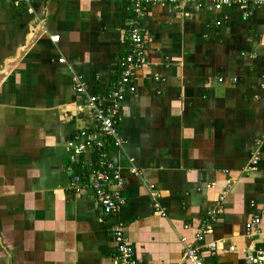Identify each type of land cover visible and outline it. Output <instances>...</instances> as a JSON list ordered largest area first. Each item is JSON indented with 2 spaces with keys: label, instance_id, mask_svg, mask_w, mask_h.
Wrapping results in <instances>:
<instances>
[{
  "label": "crops",
  "instance_id": "0c3cea01",
  "mask_svg": "<svg viewBox=\"0 0 264 264\" xmlns=\"http://www.w3.org/2000/svg\"><path fill=\"white\" fill-rule=\"evenodd\" d=\"M134 15L128 0H0V264H116L115 222L137 264H191L185 248L202 264H244L251 245L264 254V142L245 169L264 136V6L246 18L209 0L147 7V63L122 102L123 148L108 152L125 203L107 217L88 191L66 190L73 138L90 116L72 78L109 89ZM254 217L258 233L247 234Z\"/></svg>",
  "mask_w": 264,
  "mask_h": 264
},
{
  "label": "built area",
  "instance_id": "2783aa9c",
  "mask_svg": "<svg viewBox=\"0 0 264 264\" xmlns=\"http://www.w3.org/2000/svg\"><path fill=\"white\" fill-rule=\"evenodd\" d=\"M134 7L135 15L130 17L127 23V53L118 60L117 74L109 89L101 95L88 91L86 82L80 76L74 75L72 78L75 92L82 96L84 109L90 114L89 126L76 132L73 138V156L67 171L70 173L66 190L74 194L88 191L96 204L100 207L104 216H114L124 205L122 189L124 179L120 173V167L112 162L108 156L111 150L120 151L123 148L124 140L119 134V120L122 102L127 94H133L136 90L133 76L134 72L142 68L146 63L145 57V37L144 29L139 23V19L144 15L145 9L149 6L161 3H178L181 0H128ZM213 3L215 10H220L224 6L231 4L241 10L244 18L248 16L251 7L264 6V0H209ZM13 5H29V0H13ZM30 11V9H28ZM228 16H224L226 19ZM51 42L59 40V35L51 36ZM63 62V60H59ZM234 81V80H233ZM264 142V136L256 141V148L250 155V161L245 168L252 170L259 162V146ZM95 154V162L90 165L83 157L88 152ZM133 159L128 158L130 171L137 175L138 171L132 165ZM230 186H228V189ZM150 194L153 212L164 215L165 211L157 202V193L153 191V186H147ZM221 196L214 209L211 211L209 220L215 221V216L220 212ZM259 217H254L245 224L247 234L258 233L257 226ZM203 229L198 232L199 236L207 232L208 226L203 224ZM121 223H112L109 227L113 242L116 248V264H137L133 247L123 236ZM206 247L214 249L215 244H208ZM184 257L191 264H202L196 248H185ZM264 254L253 245L245 250L244 264H263Z\"/></svg>",
  "mask_w": 264,
  "mask_h": 264
}]
</instances>
